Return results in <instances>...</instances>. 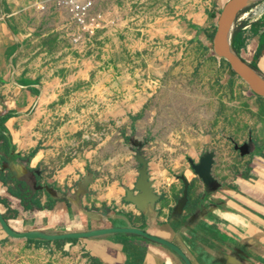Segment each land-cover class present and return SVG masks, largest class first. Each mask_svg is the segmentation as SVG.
Segmentation results:
<instances>
[{
  "label": "rangeland",
  "instance_id": "374dc122",
  "mask_svg": "<svg viewBox=\"0 0 264 264\" xmlns=\"http://www.w3.org/2000/svg\"><path fill=\"white\" fill-rule=\"evenodd\" d=\"M46 1L0 0V116L17 114L6 123L9 153L32 166L44 192L67 195L90 175L86 210L114 212L139 177L135 142L163 199L181 194L189 157L214 152L222 175L264 153V97L213 50L229 0H99L98 24L81 35ZM254 5L258 15L237 25L261 17L263 1ZM250 139L255 152L240 156L234 143ZM4 191L0 183L10 219L18 211ZM3 235L0 264H95L80 240L35 246Z\"/></svg>",
  "mask_w": 264,
  "mask_h": 264
},
{
  "label": "crops",
  "instance_id": "0c3cea01",
  "mask_svg": "<svg viewBox=\"0 0 264 264\" xmlns=\"http://www.w3.org/2000/svg\"><path fill=\"white\" fill-rule=\"evenodd\" d=\"M236 26H243L244 43L239 55L264 74V13L254 21L238 25L236 22ZM245 160L243 169L233 168L219 175L215 155L212 176L221 185L218 189L205 186L191 168L181 173L180 179L185 177L189 183L182 208L178 205L182 190L181 194L163 199L154 185V192L160 198L154 206L143 205L144 211L123 199L124 202L115 201L117 208L112 213L88 212L83 203L84 195L76 191L67 192V204L56 202L52 210L23 211L20 201L8 193V188L14 185L0 182L5 187L3 198L13 200L15 207L12 208L18 211L6 220L18 232L136 227L174 243L191 264H264V153L259 151ZM29 169L33 170L30 164L26 168L17 162L7 164L2 172L25 180ZM51 189L56 198L57 190ZM42 194L41 204H44L46 196H51L46 192ZM6 205L10 206L8 202ZM1 207L6 211V206L0 203L4 215ZM80 218L87 221L85 226L80 224ZM61 223H64L63 228H60ZM3 234L6 233L0 227V237ZM79 240L95 264H184L169 248L139 235L116 233Z\"/></svg>",
  "mask_w": 264,
  "mask_h": 264
},
{
  "label": "water",
  "instance_id": "95a60500",
  "mask_svg": "<svg viewBox=\"0 0 264 264\" xmlns=\"http://www.w3.org/2000/svg\"><path fill=\"white\" fill-rule=\"evenodd\" d=\"M264 0H229L223 10L218 20L217 28L213 36V50L215 54L227 60L228 64L231 66L232 70L237 73L250 87V89L257 95L264 97V76L260 74L253 66L246 62L234 49L233 47V35L231 33V28L234 21L237 19L239 13L256 3H260ZM138 146L134 158L137 163L141 165L138 169L139 177L134 184V189L124 186L125 202H131L135 204L139 209L144 211L143 205L154 206L155 202L160 198V195L154 192V181L151 178L149 172V160L144 157L143 145L141 143L135 142ZM234 149L239 152V155L244 157L246 155H251L256 150V145L250 139L248 142L238 145L234 143ZM190 168L194 175H196L205 186L211 189H218L221 187L214 177L212 176V167L215 162L214 152L204 153L198 162H195L191 158H188ZM7 164L2 163V168H6ZM88 179V181H86ZM184 184V191L181 199L179 200V208L184 206L187 200V193L189 188V183L185 177H181ZM91 182V177L88 175L83 179L81 183L77 184L76 192L79 195H85L87 193V186ZM41 188V187H37ZM51 198L53 196V189L49 187L44 188ZM134 192H138L135 194ZM0 227L6 233L7 236L15 239H24L31 241L40 242H56L65 240H79V239H90L97 238L101 236H107L110 234H134L145 237L146 239L160 244L164 247L172 250L184 264H191L185 253L174 243L165 240L163 238L151 235L142 229L136 227H111L95 230H58V231H45V230H33L18 232L13 230L8 224L7 220L4 218L0 211Z\"/></svg>",
  "mask_w": 264,
  "mask_h": 264
},
{
  "label": "trees",
  "instance_id": "16d2710c",
  "mask_svg": "<svg viewBox=\"0 0 264 264\" xmlns=\"http://www.w3.org/2000/svg\"><path fill=\"white\" fill-rule=\"evenodd\" d=\"M255 5H251L245 9H243L238 17L250 10L252 7H254ZM237 17V18H238ZM237 20V19H236ZM236 20L234 21L232 28H231V33L233 35V47L236 50V52L239 54L240 52V47L241 45L244 43V38L242 35V27L243 26H236ZM213 37V36H212ZM230 66V65H229ZM251 66H253L260 74H262L264 76V74L257 69L254 65L251 64ZM231 68V66H230ZM232 69V68H231ZM17 116V114H13V113H6L2 116H0V145L1 148H3L2 153L0 152V160L1 163H6L9 160L14 159V156L10 155L9 150L11 148H14L15 145L12 143V138L10 135V132L6 126V123L9 119H11L12 117ZM33 153L30 154V156H32ZM10 180L15 184L14 187H9L8 188V193L14 197L15 199L20 201V205L22 207V209L24 211H33V210H52L54 207L55 202L57 201L55 198H50L47 196L48 201L44 204H41L37 199H35V195H36V191H31L30 188L22 181L16 179V178H12L10 177ZM0 181L3 184H7V179L4 175H0ZM66 204L67 201L64 199L63 200ZM0 203L6 205L5 201H0ZM98 209L93 208V211H97ZM108 207H103L102 208V212L103 213H108L109 212ZM76 240H65V241H56V242H68V243H72L75 242ZM27 242L29 243H34L35 246H39V245H43L46 244L48 242H40V241H31V240H27Z\"/></svg>",
  "mask_w": 264,
  "mask_h": 264
},
{
  "label": "built area",
  "instance_id": "2783aa9c",
  "mask_svg": "<svg viewBox=\"0 0 264 264\" xmlns=\"http://www.w3.org/2000/svg\"><path fill=\"white\" fill-rule=\"evenodd\" d=\"M98 1L99 0H47L45 6L48 8L53 7L54 11L61 12L65 17L64 21L75 28L76 34L81 35L87 31H91V29L98 24L97 21L100 19V16L94 14V9ZM252 12H254L256 16L257 12L254 11L252 7L250 10L242 13L237 20L243 19Z\"/></svg>",
  "mask_w": 264,
  "mask_h": 264
},
{
  "label": "flooded vegetation",
  "instance_id": "af4514ba",
  "mask_svg": "<svg viewBox=\"0 0 264 264\" xmlns=\"http://www.w3.org/2000/svg\"><path fill=\"white\" fill-rule=\"evenodd\" d=\"M0 162H1V160H0ZM17 162H20V158H18L17 160H9L8 162H6V164H11V163H17ZM2 164V163H1ZM32 170H30V173H28L27 174V178H28V180L30 181V183H31V189L33 190V191H36V192H41V193H44V191L43 190H40V189H38L37 187H38V184H36V185H34V183H35V177H36V172L35 171H33V172H31ZM179 179H180V176H179ZM20 181H22V182H24L26 185L28 184V182H26L25 180H20ZM180 181L182 182V180L180 179ZM52 188H54V189H56L57 190V196H56V202H63V203H65L63 200L65 199L66 200V195L64 194V193H61V191L60 190H58L56 187H52ZM183 191H184V184H183V182H182V195H183ZM182 195H181V197H182ZM47 197V196H46ZM180 197V198H181ZM48 201V198H46V200H45V202L44 203H46ZM67 201V200H66ZM56 202H55V204H56ZM54 204V205H55ZM143 238H145V237H143ZM146 239V238H145ZM148 240V239H147ZM150 241V240H149ZM150 242H152V241H150ZM152 243H154V242H152ZM157 244V243H156ZM160 245V244H159Z\"/></svg>",
  "mask_w": 264,
  "mask_h": 264
}]
</instances>
